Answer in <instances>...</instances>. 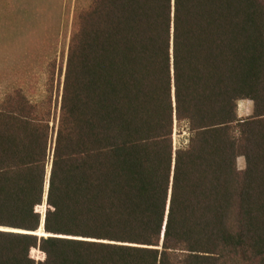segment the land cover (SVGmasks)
<instances>
[{
	"label": "trees",
	"instance_id": "trees-1",
	"mask_svg": "<svg viewBox=\"0 0 264 264\" xmlns=\"http://www.w3.org/2000/svg\"><path fill=\"white\" fill-rule=\"evenodd\" d=\"M77 1L55 106L0 103V264H264V0Z\"/></svg>",
	"mask_w": 264,
	"mask_h": 264
},
{
	"label": "rangeland",
	"instance_id": "rangeland-1",
	"mask_svg": "<svg viewBox=\"0 0 264 264\" xmlns=\"http://www.w3.org/2000/svg\"><path fill=\"white\" fill-rule=\"evenodd\" d=\"M78 2L0 0V103L9 92L21 89L33 102L51 96L55 106L58 92L63 89ZM253 111L252 101L239 103L240 116H249ZM187 137L188 132L179 128L175 146L185 145ZM238 163L245 168L244 158ZM46 209L45 203L43 214Z\"/></svg>",
	"mask_w": 264,
	"mask_h": 264
},
{
	"label": "water",
	"instance_id": "water-1",
	"mask_svg": "<svg viewBox=\"0 0 264 264\" xmlns=\"http://www.w3.org/2000/svg\"><path fill=\"white\" fill-rule=\"evenodd\" d=\"M45 216H46V213L44 214L42 225H41V227L38 229V231L36 233L39 234V235L48 236V235H51V234L46 233L45 230H44Z\"/></svg>",
	"mask_w": 264,
	"mask_h": 264
}]
</instances>
